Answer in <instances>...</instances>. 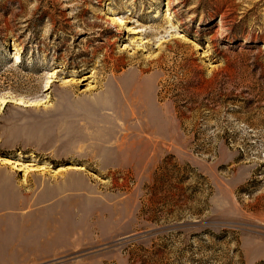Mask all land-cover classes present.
I'll use <instances>...</instances> for the list:
<instances>
[{
    "label": "rangeland",
    "instance_id": "rangeland-1",
    "mask_svg": "<svg viewBox=\"0 0 264 264\" xmlns=\"http://www.w3.org/2000/svg\"><path fill=\"white\" fill-rule=\"evenodd\" d=\"M1 97L0 179L82 167L32 264H264V0H0Z\"/></svg>",
    "mask_w": 264,
    "mask_h": 264
},
{
    "label": "crops",
    "instance_id": "crops-1",
    "mask_svg": "<svg viewBox=\"0 0 264 264\" xmlns=\"http://www.w3.org/2000/svg\"><path fill=\"white\" fill-rule=\"evenodd\" d=\"M71 175L38 186L35 198L32 187L0 179V264H32L66 249L70 235L82 228L75 213L68 228L65 223L66 210L81 206V200L65 196L67 188L77 186Z\"/></svg>",
    "mask_w": 264,
    "mask_h": 264
},
{
    "label": "bare ground",
    "instance_id": "bare-ground-1",
    "mask_svg": "<svg viewBox=\"0 0 264 264\" xmlns=\"http://www.w3.org/2000/svg\"><path fill=\"white\" fill-rule=\"evenodd\" d=\"M165 16H167L168 18H169V21L168 22H170L171 20H172V18H171V16H170V14H168L167 12L165 13ZM14 55H15V57H18V50L17 49H14ZM48 83H49V79L46 81V88H47V86H48ZM48 89V88H47ZM9 100H7L6 98H0V111L3 109V107H5V105H6V103L8 102ZM15 102L16 103H18V104H22V105H26V106H33V105H37V103L39 102V100L38 101H36V99L35 100H33V99H31V100H27V101H24L23 99H21V98H16L15 99ZM40 103V102H39ZM38 103V104H39ZM112 118H113V120H114V122L116 121V118H117V115L115 114V112H114V114L112 115ZM2 161H4L5 163H7V164H12V167H14L13 165H14V162H12V161H10V160H8V159H1ZM29 167H31V166H29ZM42 167V166H41ZM41 167H38V168H36V167H34V168H29L30 169V171L31 170H35V169H40ZM68 167V169L69 168H72V169H74L75 171L76 170H81L82 169V167L81 166H77V165H71V166H67ZM62 169V168H61ZM22 182H24V181H22ZM114 218V217H113Z\"/></svg>",
    "mask_w": 264,
    "mask_h": 264
}]
</instances>
